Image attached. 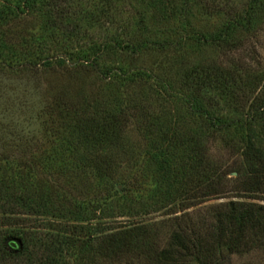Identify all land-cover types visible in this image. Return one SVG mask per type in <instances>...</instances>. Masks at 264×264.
<instances>
[{
	"label": "trees",
	"instance_id": "obj_1",
	"mask_svg": "<svg viewBox=\"0 0 264 264\" xmlns=\"http://www.w3.org/2000/svg\"><path fill=\"white\" fill-rule=\"evenodd\" d=\"M261 18L264 0H0V97L26 77L11 89L13 129L0 131V264H229L264 251V67L249 45ZM192 45L217 58L188 60ZM150 50L166 58L137 65ZM149 81L185 115L143 97ZM131 131L164 190L108 203L139 166L125 158ZM215 143L235 160L214 159ZM223 197L204 226L187 217ZM155 212L172 220L146 219Z\"/></svg>",
	"mask_w": 264,
	"mask_h": 264
},
{
	"label": "rangeland",
	"instance_id": "obj_2",
	"mask_svg": "<svg viewBox=\"0 0 264 264\" xmlns=\"http://www.w3.org/2000/svg\"><path fill=\"white\" fill-rule=\"evenodd\" d=\"M216 23V21H206L203 22V25L206 26H212ZM152 24L150 23V26ZM160 28V27H159ZM249 45H253L258 54V59H260L262 66L264 67V18H261V22L255 29V33H252L251 36L249 37ZM187 50V59L190 61H195L198 59L205 60L208 58H217V51L213 50L212 48H203V47H198L195 45L190 46ZM171 54V53H169ZM166 58V53L158 52L157 50H150L146 51L138 61H136L137 65L139 66H144L145 68L147 67L148 69L153 68L157 64H159L162 60ZM1 76V74H0ZM14 80L10 82H6V85H3L5 87L4 89V97H0V131L1 128L3 130H7L8 132H11L12 124L11 121L13 120L12 116L15 114V108L16 104L13 103L15 101L13 98V91H11L12 87L15 86V84L21 83L24 80H26L24 76H13ZM51 81H54L53 79L50 78ZM44 82V80H43ZM148 86L144 88L143 92L141 91V94L143 97H146L149 102L153 104V106L160 108L163 111H171L173 113H177L179 115H185L184 107L180 105V102L177 101H167L164 99L163 96L158 92V90L154 87V85L151 83V81L146 82ZM46 83L44 82V86ZM79 86V84L77 85ZM21 96V98H23ZM28 97V103H29V95ZM25 97V99H27ZM176 108V111H175ZM11 115V116H10ZM26 117V116H25ZM185 119V118H184ZM26 125V123H24ZM22 124V125H24ZM24 125V126H25ZM6 135H10L6 133ZM129 142L128 144H132L129 149H128V155L125 157H132L134 158L135 154L140 155V158L138 161L139 166L136 165V169L133 168V170H129V168H125L124 173H128V175L131 177L127 181H124L122 179L118 180L117 182H114L116 185V188L120 191V193H117L115 190L112 188L110 189V193L105 194L104 196L107 197H112L110 198L107 202H113L116 203L118 202V196H125V201L123 203H149L150 200L148 199V195H154L157 197L161 191L164 190L163 186L161 185L163 182L162 177H161V166H159V163L156 161H152L147 159L146 156H143V153L140 154L141 149L138 148V144L140 143V138L138 137L136 131L130 132L129 133ZM37 141L39 140L36 139ZM34 141V143H38L37 141ZM4 148L6 146H3ZM0 148H2V144L0 142ZM212 155L213 158L219 161L220 163L224 164H230L232 161L235 160V156H230L227 151H225L220 143H215L212 147ZM139 157V156H138ZM125 164H129L128 159H125ZM141 169L139 171L137 169ZM144 173L142 174V172ZM141 175V176H140ZM229 177H234V173H230L228 175ZM154 183L158 184V186H154ZM153 184V185H152ZM104 189V188H103ZM104 193H107V191L104 189ZM264 196V195H263ZM106 197V198H107ZM264 198V197H261ZM230 198L228 197H223V198H212L210 200H207L205 202H202L198 204L197 206H194L192 208L187 209L185 212L187 214V217H190L192 219V222L197 223L198 226H204L205 223H209V209L211 206H214L218 203L226 202ZM259 202H263L262 200H258ZM115 205V204H114ZM166 212V211H164ZM184 211L178 212L176 214L177 218H181L183 214L185 213ZM173 217L172 215L164 216L163 212H155L147 215L146 219L150 218L151 221H160V220H166L165 218H169L168 221H171ZM115 221H119L120 223L122 222H127L128 217L127 216H122V217H117L114 219ZM117 223V224H120ZM116 224V225H117ZM123 224V223H122ZM158 224V223H157ZM169 222L164 225V227L160 226V224L157 225L158 230L160 231H167V226ZM72 253V252H71ZM64 262H68L70 264H144V259H139L135 256H127L121 258L117 262H109L103 259H100L98 257H93L92 255V260L91 258H87L84 261L80 260L78 256L74 254H64ZM264 264V251H254L247 253L243 256H236L232 255L229 261V264Z\"/></svg>",
	"mask_w": 264,
	"mask_h": 264
}]
</instances>
